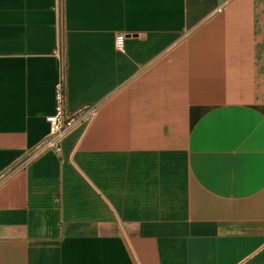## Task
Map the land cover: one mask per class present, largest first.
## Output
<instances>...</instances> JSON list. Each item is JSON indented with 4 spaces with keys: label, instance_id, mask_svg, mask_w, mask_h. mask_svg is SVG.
<instances>
[{
    "label": "crops",
    "instance_id": "crops-1",
    "mask_svg": "<svg viewBox=\"0 0 264 264\" xmlns=\"http://www.w3.org/2000/svg\"><path fill=\"white\" fill-rule=\"evenodd\" d=\"M0 264H264V0H0Z\"/></svg>",
    "mask_w": 264,
    "mask_h": 264
},
{
    "label": "built area",
    "instance_id": "built-area-1",
    "mask_svg": "<svg viewBox=\"0 0 264 264\" xmlns=\"http://www.w3.org/2000/svg\"><path fill=\"white\" fill-rule=\"evenodd\" d=\"M116 45L120 50L124 48V36L116 38ZM96 111L93 108H83L76 112H69L66 107V92L64 78L56 85L55 111L47 118L49 133L37 148V153L46 151L60 152L63 140L76 128L88 127L94 119Z\"/></svg>",
    "mask_w": 264,
    "mask_h": 264
}]
</instances>
